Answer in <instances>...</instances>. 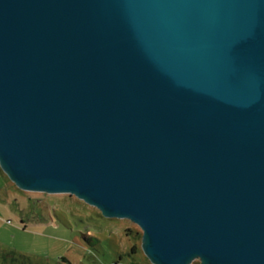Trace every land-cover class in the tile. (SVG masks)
<instances>
[{
    "label": "water",
    "instance_id": "obj_1",
    "mask_svg": "<svg viewBox=\"0 0 264 264\" xmlns=\"http://www.w3.org/2000/svg\"><path fill=\"white\" fill-rule=\"evenodd\" d=\"M0 167L153 264H264V0H0Z\"/></svg>",
    "mask_w": 264,
    "mask_h": 264
},
{
    "label": "rangeland",
    "instance_id": "obj_2",
    "mask_svg": "<svg viewBox=\"0 0 264 264\" xmlns=\"http://www.w3.org/2000/svg\"><path fill=\"white\" fill-rule=\"evenodd\" d=\"M140 229L73 194L21 189L0 167V264H153Z\"/></svg>",
    "mask_w": 264,
    "mask_h": 264
}]
</instances>
